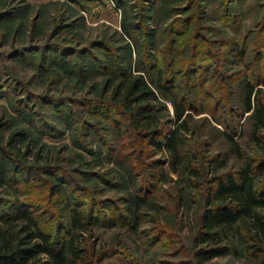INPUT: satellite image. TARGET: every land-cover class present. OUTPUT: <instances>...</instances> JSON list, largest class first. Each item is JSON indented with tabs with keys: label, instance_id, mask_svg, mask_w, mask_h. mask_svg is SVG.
<instances>
[{
	"label": "rangeland",
	"instance_id": "374dc122",
	"mask_svg": "<svg viewBox=\"0 0 264 264\" xmlns=\"http://www.w3.org/2000/svg\"><path fill=\"white\" fill-rule=\"evenodd\" d=\"M171 24L189 39L185 46H173V60L192 55L190 37L204 43L200 77L191 81L170 72L177 83L173 92L183 94L190 105L191 132L184 142L187 151L195 150L189 163L200 167V175L188 169V152L183 150L172 169L170 152L153 142L163 136L138 144L122 133L120 117L116 123L109 110L92 102L110 96L118 81L98 68L110 56L122 60L118 64L124 58L121 67L135 75L142 73L136 66L147 46L151 61L165 65L169 53L163 47ZM44 44L69 47L62 53L74 55L70 68L41 61L40 51L33 58L29 51L20 54ZM261 44L264 0H124L121 6L116 0H0V143L25 152L28 163L54 165L51 175L42 176L58 178L71 189L72 206L82 201L78 208L89 214V222L70 228V205L48 194L46 183L19 178V172L11 180L19 192L0 186V213L14 199L33 205L31 209L49 217L60 239L72 237L75 247L86 250L83 264H264V253L252 256L250 247L240 244L254 242L242 235L250 217L239 228L216 227L217 234L207 240L197 236L196 223L205 188L234 173L249 157L264 154V143L250 137L248 112L239 117L240 81L246 73L252 78L264 73V58L256 57ZM240 45H245L242 57L234 51ZM151 73L156 76V68ZM256 87L264 96V83ZM155 108L159 121L172 127L170 101L159 94ZM146 177L150 188L142 191L139 185ZM136 195L144 199L131 202ZM216 202L214 198L211 204ZM256 211L264 213V207ZM96 216L100 219L94 222ZM21 227L20 220L0 219V229L8 234ZM258 238L264 244V235ZM217 247L221 252L214 256L198 255L201 248Z\"/></svg>",
	"mask_w": 264,
	"mask_h": 264
},
{
	"label": "trees",
	"instance_id": "16d2710c",
	"mask_svg": "<svg viewBox=\"0 0 264 264\" xmlns=\"http://www.w3.org/2000/svg\"><path fill=\"white\" fill-rule=\"evenodd\" d=\"M123 2L124 0H116L117 6H121ZM141 5L144 13L145 4L141 3ZM174 26L175 24H171L167 31L168 35L166 34L167 42L163 49L169 55L166 58L167 62L165 65L160 64L159 60L155 63L151 61L150 57H152V54L148 51L149 47L147 46V48L144 47L142 62H138V66H136L137 70H141L142 73L133 75L130 69L121 67L125 62L124 58L123 63L118 64L122 60L118 62L116 56H110L109 62L98 63V68L105 71L108 78H118V81L113 86L110 96L107 98L98 97L96 101L92 102L99 103L100 109L109 110L110 115L112 114V120L116 121V123L118 121L117 118L120 117L122 123L119 127L123 131L122 133L127 138L131 137L138 144L143 141L148 142L156 136H163V139L158 143L153 142L158 149H166L170 152V166L172 169H175L176 165L184 157L182 155L183 150L188 152V169L190 168L191 173L200 175V167L189 163L193 162L195 150L193 149L190 152L185 149V135L191 132L189 125L190 114L186 111L190 105L183 102L185 98L183 94L179 96L177 92H173L177 87V83L174 77L170 76V72L172 70L174 73L181 74L184 78H191L192 81L203 66L204 43L198 38L192 39L190 37L193 49L192 55L184 60H173L174 58L170 55V51L173 52V46L182 47L189 41L188 38L183 37L185 31L183 29L182 31H176ZM176 34L180 38L178 41ZM135 46L138 47L137 43H135ZM263 48L264 44L258 50L257 58L260 55L261 59L264 58V55H262L263 51H261ZM62 50H69V47L44 44L41 47L22 49L20 54L29 51V54H31L30 58H33L40 51L41 61H59L61 64H67L66 67L70 68L73 63L70 62V58H73L74 55L71 54L72 52L63 55ZM234 51L239 57H242L245 53V45L235 47ZM154 68H156V76L153 77L151 70ZM196 76L200 77L198 74ZM251 76L246 73L240 81L239 99L241 109L239 117L243 113L248 112L246 118L250 125V137L257 143H264V96L261 93V89L256 87L261 82L264 83V73L262 75L256 73L257 77L254 78ZM159 94L169 100L173 106L174 124L172 127L167 126L166 121H159L158 119L155 101L158 99ZM17 109H20V107ZM107 114L109 115V113ZM214 118L220 124H223L222 121L216 117ZM226 134L231 146L239 150V146L234 143L232 135ZM24 154L26 153L20 154L18 150L13 151L0 143V186L6 184L8 188H12V192H17L19 188L15 187L11 180L13 182L17 180L16 175L18 172L20 174L19 178L25 175L24 178L32 177L34 178L33 181L39 179L48 185V194L56 195L57 199H55L57 202L63 205H70L73 217L69 227L74 230L77 227H84L89 222L87 220V215L89 216V214H85L83 210L78 208V206L83 204L82 201H79L77 206L73 207L70 196L71 189L64 187L58 178L45 177L41 174L46 172V174L51 175V171L56 169H51L54 165L28 163L23 158ZM262 174H264V154H259L249 157L234 173H228L224 177L221 176L214 187H206L202 209L199 216L196 217L197 236L203 234L201 237H205H202V239L207 240L208 236L217 234V231H214L216 227L220 229L224 226L239 228L240 221L248 216L251 221L249 225H244L242 235L244 239H252L254 242L250 245L242 242L240 243L241 247H250L249 254L252 256L258 253L263 254L264 244L259 241L258 237L260 234L264 235V213L256 211V208L264 207V175ZM149 179V177L143 179V183L139 185L140 190L144 191L146 188H150L148 187ZM145 194L147 195V193ZM178 196L180 198V195ZM214 198L218 202L211 204ZM143 199L142 196L136 195L131 199V202L134 203ZM224 199L228 200L224 201ZM32 206L26 205L25 201L14 199L9 208L5 212L0 213V219L9 221L20 220L22 222L20 231L14 235L8 234L5 229H0V264L85 263L87 260L85 257L86 250L75 247L74 238L72 237L69 241L66 240L67 238L60 239L59 231L53 224L49 223V217H44L40 212L34 211V209H31ZM98 219L100 218L96 216L94 222L98 221ZM166 224H170V222H166ZM21 231L24 233L20 235L19 232ZM219 249L221 247L212 249L201 248L198 250V255L206 259L221 252L218 251Z\"/></svg>",
	"mask_w": 264,
	"mask_h": 264
}]
</instances>
